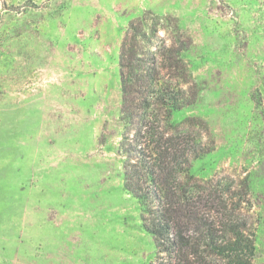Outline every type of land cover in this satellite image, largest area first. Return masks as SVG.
Returning <instances> with one entry per match:
<instances>
[{
	"label": "rangeland",
	"instance_id": "1",
	"mask_svg": "<svg viewBox=\"0 0 264 264\" xmlns=\"http://www.w3.org/2000/svg\"><path fill=\"white\" fill-rule=\"evenodd\" d=\"M0 18V264H150L123 189L119 48L151 13L192 44L197 89L174 113L203 126L200 179L248 185L252 264H264V0H6ZM163 34V32H161Z\"/></svg>",
	"mask_w": 264,
	"mask_h": 264
},
{
	"label": "trees",
	"instance_id": "2",
	"mask_svg": "<svg viewBox=\"0 0 264 264\" xmlns=\"http://www.w3.org/2000/svg\"><path fill=\"white\" fill-rule=\"evenodd\" d=\"M11 7L0 0V18ZM191 44L176 24L151 13L125 30L118 56L123 189L139 204L141 227L152 238L150 264H252L247 183L194 177L192 162L210 151L204 128L173 120L197 95L181 58Z\"/></svg>",
	"mask_w": 264,
	"mask_h": 264
}]
</instances>
